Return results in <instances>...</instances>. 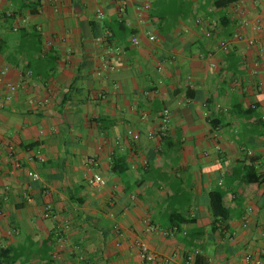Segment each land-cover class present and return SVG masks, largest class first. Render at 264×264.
Wrapping results in <instances>:
<instances>
[{"label":"crops","instance_id":"0c3cea01","mask_svg":"<svg viewBox=\"0 0 264 264\" xmlns=\"http://www.w3.org/2000/svg\"><path fill=\"white\" fill-rule=\"evenodd\" d=\"M211 2L0 0V264H138L141 241L169 264H264V180L244 181L264 177V0Z\"/></svg>","mask_w":264,"mask_h":264},{"label":"built area","instance_id":"2783aa9c","mask_svg":"<svg viewBox=\"0 0 264 264\" xmlns=\"http://www.w3.org/2000/svg\"><path fill=\"white\" fill-rule=\"evenodd\" d=\"M40 2L44 1V0H38ZM264 7V4H263ZM14 14L12 12H7L6 16L10 17L13 16ZM25 20L24 18H18L17 19V23L16 25L13 27V29H17L21 23H23ZM196 22H200L199 19L196 20ZM214 28H215V22H210V25L208 27H206L204 29V34L206 35V37H213L214 36ZM263 32H264V28H262ZM151 39L154 38V36H150ZM132 41L133 42H137V38L135 36L132 37ZM252 42V41H251ZM218 46L222 51H227L229 48H231V41L230 39H220L218 42ZM113 67V66H110ZM26 76L31 75V69H27L26 70ZM8 87L10 90H14L16 88V84H12L9 83ZM169 109L167 107L163 108L160 112H159V122H160V134L163 135L165 133V130L167 128V123L169 120ZM264 118V116H263ZM127 134L129 136H131L132 138H137L138 134L136 132H133L132 130H129L127 132ZM11 148V146H9V149ZM241 149L245 152L246 156L248 157H252L254 155L253 151L251 148L245 146V145H241ZM89 163H91L92 165L95 164V160L93 158L89 159ZM28 175L32 178V179H39V175L36 172L33 171H28L27 172ZM87 183L91 186H102L105 184V180L104 178L97 172H93L87 179ZM44 217H52V206L50 203H46L45 204V208H44V213H43ZM247 224L246 220L244 222V225ZM220 229L221 232H226V229L224 227H222L220 224H217ZM177 232V227L175 226H171L167 229H163L162 233L166 236H172L174 235V233ZM230 240H233L234 237L231 235L229 236ZM139 254H140V260L138 262V264H169V257L162 255V254H158L155 252H152L151 250L148 249V246L143 242H139ZM191 259V256L189 257ZM241 264H261V260L258 257H255L254 254L252 252H245L242 256V260H241Z\"/></svg>","mask_w":264,"mask_h":264},{"label":"trees","instance_id":"16d2710c","mask_svg":"<svg viewBox=\"0 0 264 264\" xmlns=\"http://www.w3.org/2000/svg\"><path fill=\"white\" fill-rule=\"evenodd\" d=\"M233 1L234 0H212L211 3L214 7L221 8V7L227 6L229 3L233 2ZM188 5H189V2H188ZM188 5L186 3V6H187V7L185 6L186 14H188V11H189L187 9ZM28 6L30 7L31 12H35L37 10L38 2L34 1V3H32ZM111 30L114 33V29L111 28ZM35 36H36L37 40L35 41L36 46L34 49L39 47V41H38L39 35L36 34ZM39 49H40V47L38 48V50ZM163 138H164V136H163ZM110 169L112 172H116L118 174L122 172V170H120V168H117L116 166H114L113 163L111 164ZM247 173L250 175L245 177L244 181L259 182L261 180H264L263 176H261L260 174L255 172V169H254L252 163L247 168L246 174ZM223 194H224V191L221 188L213 189L209 193V199H210L209 204H210V208H211L212 216H213V220H212V224H211L212 225L211 226V232H220L221 234H223L224 232H221V229L217 224H220L222 227L227 229L228 228L227 227V219L229 218V215H230V209L228 207L224 206V204L222 202ZM183 222H187V220L184 218L181 220H172L171 226L177 227V231L181 232L182 230L179 228L178 225L180 223H183ZM197 232H199V230ZM184 233H185V237H188L190 240V241H188V243H190L192 245L191 242H192V239L196 236V233H194V232H191L190 234H188L187 232H184ZM194 246H195V244L193 245V247ZM199 257H200V255L197 253L195 255V258H194L195 264H203V263L198 261Z\"/></svg>","mask_w":264,"mask_h":264}]
</instances>
